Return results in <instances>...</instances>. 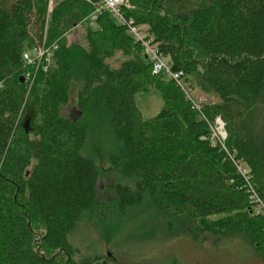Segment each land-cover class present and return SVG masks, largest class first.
<instances>
[{
    "label": "trees",
    "instance_id": "16d2710c",
    "mask_svg": "<svg viewBox=\"0 0 264 264\" xmlns=\"http://www.w3.org/2000/svg\"><path fill=\"white\" fill-rule=\"evenodd\" d=\"M52 1L49 10L50 0H0V264H96L69 242L77 225L145 202L196 235L243 237L264 263V0H123L121 23L104 12L90 24L98 0ZM78 25L85 47L64 37ZM131 27H146L177 80L152 73ZM43 41L57 49L29 88L22 55ZM116 52L127 59L111 69ZM77 74L71 120L60 109ZM193 78L217 101L194 104ZM150 91L164 106L144 120L135 96ZM217 118L225 140L212 137ZM99 129L114 143L111 169L128 181L107 202L84 154Z\"/></svg>",
    "mask_w": 264,
    "mask_h": 264
},
{
    "label": "rangeland",
    "instance_id": "374dc122",
    "mask_svg": "<svg viewBox=\"0 0 264 264\" xmlns=\"http://www.w3.org/2000/svg\"><path fill=\"white\" fill-rule=\"evenodd\" d=\"M49 3L50 10L53 1ZM140 31L144 33L146 27L140 28ZM84 33V25L65 31L67 45L85 47ZM126 59L116 52L106 61V65L116 69ZM13 74L12 70L6 73L7 77ZM192 81L189 94L194 104L203 106L217 101L207 85L196 78ZM81 85L82 79L77 74L70 86L68 103L60 109L63 117L77 120L80 116L76 103ZM135 101L144 120L156 116L164 106L156 91L137 94ZM218 125L216 133L225 140L227 134L224 123L220 120ZM113 146L108 133L99 129L92 131L84 150V154L94 159L99 169L98 195L99 199L106 202L114 199L116 185L128 182L111 169L108 156ZM69 242L78 250L79 260L98 257L96 264H264L243 237L196 235L188 221L162 218L149 202L122 216L111 208L107 218L102 221L96 217L84 219L69 236Z\"/></svg>",
    "mask_w": 264,
    "mask_h": 264
},
{
    "label": "built area",
    "instance_id": "2783aa9c",
    "mask_svg": "<svg viewBox=\"0 0 264 264\" xmlns=\"http://www.w3.org/2000/svg\"><path fill=\"white\" fill-rule=\"evenodd\" d=\"M98 5H93L94 9L92 13L87 17V22L94 23L104 12H108L117 23H121L122 14L121 6L123 5V0H98ZM88 2H90L88 0ZM129 35L134 42L139 43L142 47L143 54L149 64H151L152 73L155 75L163 74L169 79L177 80V75L170 71V66L168 60L158 53L155 45H152L149 40H146L145 35L140 31L139 28H129ZM57 49L55 45L51 47H46L45 43L37 45L31 51H25L22 55V62L25 67L33 68L31 71L25 72L21 77L23 78V83L27 84L30 88L34 81L37 71L42 70L45 72L52 63L53 53ZM190 95V94H189ZM187 94V97L189 98ZM218 121H215V127L212 129V137L219 138L216 131L219 128ZM220 124V122H219ZM224 140L223 138H221ZM250 199L252 201H257L256 195L252 192L250 193Z\"/></svg>",
    "mask_w": 264,
    "mask_h": 264
},
{
    "label": "water",
    "instance_id": "95a60500",
    "mask_svg": "<svg viewBox=\"0 0 264 264\" xmlns=\"http://www.w3.org/2000/svg\"><path fill=\"white\" fill-rule=\"evenodd\" d=\"M19 80H20V83H23V78L22 77H20ZM28 132H29V130H28L27 126H26V133H28Z\"/></svg>",
    "mask_w": 264,
    "mask_h": 264
},
{
    "label": "bare ground",
    "instance_id": "6f19581e",
    "mask_svg": "<svg viewBox=\"0 0 264 264\" xmlns=\"http://www.w3.org/2000/svg\"><path fill=\"white\" fill-rule=\"evenodd\" d=\"M250 194V193H249Z\"/></svg>",
    "mask_w": 264,
    "mask_h": 264
}]
</instances>
